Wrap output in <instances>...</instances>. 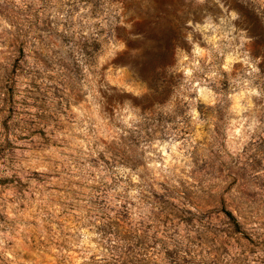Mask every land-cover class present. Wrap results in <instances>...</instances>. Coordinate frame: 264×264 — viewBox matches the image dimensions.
Wrapping results in <instances>:
<instances>
[{
  "label": "rangeland",
  "instance_id": "374dc122",
  "mask_svg": "<svg viewBox=\"0 0 264 264\" xmlns=\"http://www.w3.org/2000/svg\"><path fill=\"white\" fill-rule=\"evenodd\" d=\"M0 264H264V0H0Z\"/></svg>",
  "mask_w": 264,
  "mask_h": 264
},
{
  "label": "clouds",
  "instance_id": "9594fccd",
  "mask_svg": "<svg viewBox=\"0 0 264 264\" xmlns=\"http://www.w3.org/2000/svg\"><path fill=\"white\" fill-rule=\"evenodd\" d=\"M143 36V32L141 30H139V27H137L136 29H134L131 33V39H135L136 37H141ZM129 47H130V43H129ZM125 51H127V49H125Z\"/></svg>",
  "mask_w": 264,
  "mask_h": 264
},
{
  "label": "trees",
  "instance_id": "16d2710c",
  "mask_svg": "<svg viewBox=\"0 0 264 264\" xmlns=\"http://www.w3.org/2000/svg\"><path fill=\"white\" fill-rule=\"evenodd\" d=\"M225 213L230 219L235 220V222L237 224V221H236V219H235V217H234V215H233V213L231 211L227 210V211H225Z\"/></svg>",
  "mask_w": 264,
  "mask_h": 264
}]
</instances>
